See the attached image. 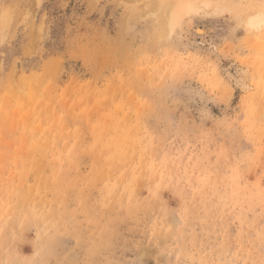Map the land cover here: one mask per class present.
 <instances>
[{
  "label": "rangeland",
  "instance_id": "1",
  "mask_svg": "<svg viewBox=\"0 0 264 264\" xmlns=\"http://www.w3.org/2000/svg\"><path fill=\"white\" fill-rule=\"evenodd\" d=\"M263 14L0 0V264H264Z\"/></svg>",
  "mask_w": 264,
  "mask_h": 264
},
{
  "label": "bare ground",
  "instance_id": "2",
  "mask_svg": "<svg viewBox=\"0 0 264 264\" xmlns=\"http://www.w3.org/2000/svg\"><path fill=\"white\" fill-rule=\"evenodd\" d=\"M180 13H181V11L177 12L176 10L171 12V15H170L169 20H168L170 25H174L179 21V17L181 16Z\"/></svg>",
  "mask_w": 264,
  "mask_h": 264
}]
</instances>
